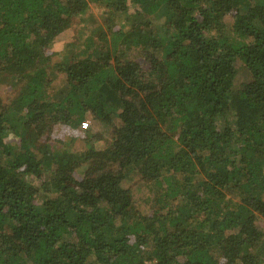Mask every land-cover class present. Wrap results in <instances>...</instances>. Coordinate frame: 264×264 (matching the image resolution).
Listing matches in <instances>:
<instances>
[{
	"label": "trees",
	"instance_id": "obj_1",
	"mask_svg": "<svg viewBox=\"0 0 264 264\" xmlns=\"http://www.w3.org/2000/svg\"><path fill=\"white\" fill-rule=\"evenodd\" d=\"M0 86V264H264V0H0Z\"/></svg>",
	"mask_w": 264,
	"mask_h": 264
},
{
	"label": "rangeland",
	"instance_id": "obj_2",
	"mask_svg": "<svg viewBox=\"0 0 264 264\" xmlns=\"http://www.w3.org/2000/svg\"><path fill=\"white\" fill-rule=\"evenodd\" d=\"M84 20V22H83ZM96 20H99L102 22V18L100 16V11L97 5L92 2L90 4L89 11L82 17V23L85 26H90L92 22L94 23ZM92 21V22H91ZM121 23V22H120ZM84 27L81 29L79 28L78 31L75 30V28L68 30L65 34H63L60 38V40L57 43V49H58V54L56 59L61 60V57H63L65 50H62V48H65V44L68 41H72L74 37L78 34L79 35V30H82ZM57 74V73H56ZM61 74H57V78L54 80V86L58 87L61 82ZM248 79V73L242 69L238 74L237 77L234 81V88L237 90L239 86ZM0 88L4 89L3 91L6 92V88L4 86H0ZM3 91L0 93H3ZM6 141L9 143L15 144L17 142V138L15 137L14 134H8L6 136ZM100 147H103L104 144L100 143ZM124 186L127 188H130V190L133 192L137 205L139 208L144 212H148L152 207L157 208L159 205L156 202V196L154 195L155 193L150 191L149 185L143 182L142 180L139 179V175L135 174L134 172H130L129 174V179L124 180ZM154 187V186H153ZM260 225L264 228V221H260Z\"/></svg>",
	"mask_w": 264,
	"mask_h": 264
}]
</instances>
